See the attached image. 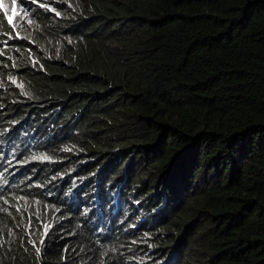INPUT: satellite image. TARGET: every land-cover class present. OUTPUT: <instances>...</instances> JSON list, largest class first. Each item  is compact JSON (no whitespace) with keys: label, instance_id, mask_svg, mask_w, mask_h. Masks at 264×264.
<instances>
[{"label":"trees","instance_id":"trees-1","mask_svg":"<svg viewBox=\"0 0 264 264\" xmlns=\"http://www.w3.org/2000/svg\"><path fill=\"white\" fill-rule=\"evenodd\" d=\"M26 2L0 264H264V0Z\"/></svg>","mask_w":264,"mask_h":264},{"label":"clouds","instance_id":"clouds-1","mask_svg":"<svg viewBox=\"0 0 264 264\" xmlns=\"http://www.w3.org/2000/svg\"><path fill=\"white\" fill-rule=\"evenodd\" d=\"M24 2H21L20 0H15V3H13V0L12 2H9V0H0V4H3V8H0V32L5 30L4 26H6L7 28L10 27L11 29H16L15 23L17 22V20L20 21L21 16L25 20L27 17V12L31 8L34 9V7L32 6L33 4L43 6L41 4H38L37 2H31V5L27 4L26 0H24ZM8 18L12 19L13 25L15 26L9 25L7 23ZM7 186H10V184L5 181L0 180V197L7 198L8 196L13 194L12 192H10L9 187ZM21 198H24V197L21 196ZM21 198L18 197V201L21 202L20 206H18V209L20 207L27 206L25 201ZM29 207H31L34 211H38L37 210L38 207L35 204H31L29 205ZM95 208H97V206H95Z\"/></svg>","mask_w":264,"mask_h":264},{"label":"rangeland","instance_id":"rangeland-1","mask_svg":"<svg viewBox=\"0 0 264 264\" xmlns=\"http://www.w3.org/2000/svg\"><path fill=\"white\" fill-rule=\"evenodd\" d=\"M142 171H143V178L149 180L150 178H147V173H146V170H145V167H144V166L142 167ZM34 184H35V186H36L37 189L40 188V186H38L40 183L36 182V183H34ZM46 208H47V211H48L49 207L46 206ZM37 210L40 211L39 206H38Z\"/></svg>","mask_w":264,"mask_h":264},{"label":"snow or ice","instance_id":"snow-or-ice-1","mask_svg":"<svg viewBox=\"0 0 264 264\" xmlns=\"http://www.w3.org/2000/svg\"><path fill=\"white\" fill-rule=\"evenodd\" d=\"M13 3H15V0H13ZM0 8H3V4H0ZM31 21H29V23H30ZM7 23L9 24V25H13V21H12V19L11 18H8L7 19ZM13 26H15V25H13ZM43 241H41V243H42ZM37 251H39V249H37Z\"/></svg>","mask_w":264,"mask_h":264}]
</instances>
